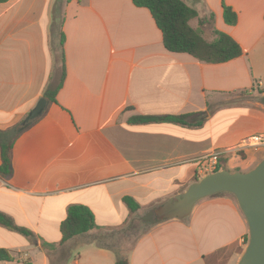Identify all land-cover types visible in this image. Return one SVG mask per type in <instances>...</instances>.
<instances>
[{
	"label": "crops",
	"instance_id": "1",
	"mask_svg": "<svg viewBox=\"0 0 264 264\" xmlns=\"http://www.w3.org/2000/svg\"><path fill=\"white\" fill-rule=\"evenodd\" d=\"M181 1L197 13L192 28L203 21L205 40L218 31L243 54L206 64L169 53L149 11L131 0H65L56 13L64 39L62 87L56 103L47 102L14 138L11 172L0 175V212L34 235L0 226V249L11 253L12 264H115L120 256L128 264L238 263L248 230L229 194L202 199L185 219L153 224L127 249L115 242L132 219L194 183L198 159L223 153L227 165L238 157L248 166L254 158L237 151L264 152L252 140L264 139V84L254 69L264 63V0H200L202 7ZM57 2L0 3V131L25 119L58 78ZM222 4L235 11L236 25L225 24ZM183 115L202 124L128 122ZM125 197L138 205L135 213ZM72 205L87 207L103 230L61 245L59 227Z\"/></svg>",
	"mask_w": 264,
	"mask_h": 264
},
{
	"label": "trees",
	"instance_id": "2",
	"mask_svg": "<svg viewBox=\"0 0 264 264\" xmlns=\"http://www.w3.org/2000/svg\"><path fill=\"white\" fill-rule=\"evenodd\" d=\"M8 0H0V3ZM132 4L137 8H144L149 11L156 27L161 32L162 42L165 50L169 53L188 54L199 62L206 64H223L233 59L239 58L243 51L240 46L226 34L213 31L215 39L208 42L203 38L202 28L203 21H199V27L194 29L189 22L197 17V13L188 7L181 0H131ZM57 4L54 8V20H57L59 27V47L55 51V61L58 65L59 73L56 81L50 83L42 98L48 103H56V96L62 87L65 77L64 55L62 52L63 34L61 32L62 18L57 15ZM223 20L225 24L234 26L237 23V14L233 9L222 4ZM59 12V11H58ZM60 14V12H59ZM57 52V53H56ZM193 115L183 116H133L128 122L134 125H143L150 123H171L187 127H199L201 120L192 121ZM36 121V120H35ZM21 120L14 128L8 131H0V175L8 176L11 172V149L14 138L21 132L25 131L31 124ZM226 158L221 157L218 161L216 171L226 170ZM197 180V179H196ZM195 180V181H196ZM124 204L131 213H135L139 207L128 197L123 198ZM0 226L9 231L21 234L27 238H34L31 231L26 228L17 227L12 218L0 212ZM62 235L60 244L66 243L68 240L89 233L93 230H103L95 223L92 212L85 206L72 205L67 210V215L59 227ZM246 241V239H245ZM103 238L97 239L100 247L104 246ZM45 250H53L54 245L43 243ZM14 259L11 253L6 249H0V264H12ZM21 264H29L23 262ZM115 264H128L126 257H117Z\"/></svg>",
	"mask_w": 264,
	"mask_h": 264
},
{
	"label": "water",
	"instance_id": "3",
	"mask_svg": "<svg viewBox=\"0 0 264 264\" xmlns=\"http://www.w3.org/2000/svg\"><path fill=\"white\" fill-rule=\"evenodd\" d=\"M46 104L44 98L39 99L24 122L38 119ZM218 194L235 198L247 225L248 243L237 264H264V157L248 172L221 170L196 180L183 193L157 206L155 220L185 219L199 201Z\"/></svg>",
	"mask_w": 264,
	"mask_h": 264
},
{
	"label": "rangeland",
	"instance_id": "4",
	"mask_svg": "<svg viewBox=\"0 0 264 264\" xmlns=\"http://www.w3.org/2000/svg\"><path fill=\"white\" fill-rule=\"evenodd\" d=\"M58 1H59V4L57 6V9L61 14V12H62L61 9L63 7L65 0H58ZM195 3L197 4V6H200V7L203 6V5H201L200 0L196 1ZM58 23H59V21L55 22V24L53 25L54 35L57 32V28H59ZM254 69H255V74H257L261 83L264 84V63L256 64L254 66ZM235 155L239 156L243 159L249 158V157L254 158V161L252 160V162L249 163L248 166H245L244 163H241L240 158L237 157V159H232L230 161L229 165H227V163H225L226 170L229 172H248L249 170H251L252 168H254L256 166L258 161H260L264 157V152L260 153V156H259V155H257V153L255 151H249V152L247 151L246 153L237 151L235 153ZM257 156H259V157L257 158ZM227 160H229V159H227ZM237 162H239V163L237 164ZM219 171H221V170H219ZM216 172H218V171H216ZM200 179H202V178H197V180H200ZM176 196H177L176 194H172L170 198H175ZM165 200H167V199H165ZM161 203H159V204H161ZM155 223H157V222H156L155 217H154V210L145 211V213L143 212V214L141 216H138V217L132 219L130 224H128V226L124 229L125 238H123L124 237L123 236L119 240H116L115 242L118 243L119 248L121 246H123L124 248L127 249L133 244V242L137 238V236H140L145 231L149 230L151 228V226ZM108 241H111V240H108ZM247 243H248V236L246 238V241L243 243L244 249H245ZM244 249H243L242 253L244 252Z\"/></svg>",
	"mask_w": 264,
	"mask_h": 264
},
{
	"label": "built area",
	"instance_id": "5",
	"mask_svg": "<svg viewBox=\"0 0 264 264\" xmlns=\"http://www.w3.org/2000/svg\"><path fill=\"white\" fill-rule=\"evenodd\" d=\"M253 141H257V145L264 146V139L261 138H252ZM248 145L252 146L251 144H244L245 147ZM223 153H214L203 158L198 159L195 161V169H196V176L198 178H203L207 175L215 173L218 167V161L221 157H223Z\"/></svg>",
	"mask_w": 264,
	"mask_h": 264
}]
</instances>
